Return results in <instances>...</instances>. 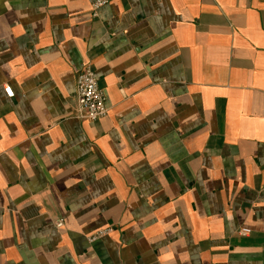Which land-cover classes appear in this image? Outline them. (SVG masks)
I'll return each mask as SVG.
<instances>
[{"label":"crops","instance_id":"0c3cea01","mask_svg":"<svg viewBox=\"0 0 264 264\" xmlns=\"http://www.w3.org/2000/svg\"><path fill=\"white\" fill-rule=\"evenodd\" d=\"M95 1L0 0V264H264V0Z\"/></svg>","mask_w":264,"mask_h":264},{"label":"built area","instance_id":"2783aa9c","mask_svg":"<svg viewBox=\"0 0 264 264\" xmlns=\"http://www.w3.org/2000/svg\"><path fill=\"white\" fill-rule=\"evenodd\" d=\"M106 0H96L92 4V18H98V11L107 5ZM4 92L10 99L14 98V93L9 86H5ZM109 114L105 92L100 88L96 74L91 66L84 67L78 74L76 80V107L74 116L78 120L95 122L106 118ZM64 220H59L57 228H62ZM112 232V228L100 229L89 237L90 242H96ZM249 230L243 229L239 234L246 236Z\"/></svg>","mask_w":264,"mask_h":264}]
</instances>
